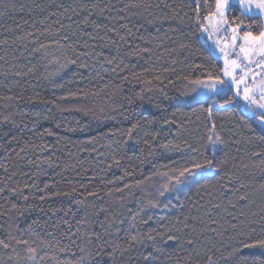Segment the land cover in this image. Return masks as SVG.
<instances>
[{
    "label": "snow or ice",
    "instance_id": "1",
    "mask_svg": "<svg viewBox=\"0 0 264 264\" xmlns=\"http://www.w3.org/2000/svg\"><path fill=\"white\" fill-rule=\"evenodd\" d=\"M192 2L194 14L188 16L187 13H184V16H188V21L195 26L194 30L206 34L207 40L211 41L214 48L219 51L223 60L222 68L216 69L205 64L191 63L188 56L180 59L186 51L191 50L192 32H185L180 26L184 23V17L174 8L171 16L164 13L163 19L178 20L180 23L175 27L170 26L167 30L156 27L155 36L151 34L148 36L141 35L139 40L142 41V45L128 41L127 37L135 36V32L127 24H121L120 28L108 24L99 25L90 19L93 13L88 11L82 20L76 22L77 31L86 26H91L97 33L103 31L105 36L108 33H114L119 41L128 44L127 49L121 53L120 48L117 47L115 55L104 56L91 50L85 41L84 48L89 50L78 52V45L72 42V36L75 33H70L71 25L66 26L58 20L56 23L60 27L50 44L75 53L76 58L64 56V62L61 63L59 58L53 56L51 62L57 64L58 68L51 73V76L60 75L69 64H77L79 61L81 68H92L95 71L99 65L104 72L120 76L121 81L126 84L135 82L140 85L139 90L130 89L126 93L124 84L106 83L103 85L102 91L112 89L110 92L105 91L110 104L102 103L99 106L79 104L63 107L56 100L33 99L32 102L51 103L61 113H80L99 121L115 119L114 116L110 115L112 112H120L126 120L134 119L135 122L131 123L126 132L121 129H109L106 133L92 136L85 142L93 145L92 151L97 153V157H105V153L95 145L100 144L103 139H109L110 142L107 145L100 144V148L110 150L105 157L110 161L107 164L109 169L112 167L121 168L122 161L126 158L131 159V157H127V152H134L138 147L134 140V133L141 127V120L146 121L149 125L156 123L155 119L148 120L147 117L137 116L135 110H132L130 115H124V113L132 109L137 101H143L146 93L158 92L164 100L171 99L166 91L169 86L175 89L180 97L190 98L196 104L207 103L208 99L220 95L225 89L232 91L233 95L230 98H225L220 107L231 105L235 98L239 97L246 108L253 113V118L259 124L264 125V0H214V6L211 8L208 7L207 0H192ZM161 4L164 8L171 7L164 3V0L156 5H153L151 0H129L122 8L118 9V13L132 9L148 11L153 7L160 8ZM202 6L207 9L205 15L201 14ZM12 7L14 9L15 5ZM23 7L21 5V11H23ZM36 7L40 8L41 11L44 10L43 5L37 4ZM60 7L63 8V5ZM77 8L84 10L87 9V5L78 4L76 8L69 6L64 8L63 14L68 20H72V15H68V13L79 15ZM93 8H99L100 15H103L105 11L110 12L112 10L111 5L101 7L99 4H95ZM233 9L238 10L239 15H232L230 18L229 12ZM2 14L0 13V15ZM51 15H56V13H51ZM256 17L260 18L259 24L256 22ZM115 19L125 20L127 17L117 15ZM245 19L251 23H245ZM41 23L43 24L44 21ZM148 23L153 24L155 21H148ZM254 25L259 28V31H253ZM120 29H124L126 34L121 35ZM7 31L12 32L13 30L8 28ZM51 31L50 25L42 31L37 30L39 36L49 34ZM37 32H25L16 36L12 44L19 42L26 47L25 42L30 41L38 45L32 51L40 53L42 58H47L51 55L50 44L39 43ZM169 32L173 33L175 38L170 36ZM105 36H97L96 38L104 40ZM107 38L113 44L117 43V41L112 40L111 36ZM8 43L7 39L0 41V45H8ZM81 56L83 60H80ZM127 58L142 60L145 67L137 71L136 64L125 62ZM17 60L18 58L14 53L5 52L4 55H0V62H2L0 63V76H3L6 81L9 76H26L35 67L33 66L24 72L17 68L15 63ZM89 60L92 61L91 64L88 63ZM104 65L110 67L104 68ZM96 75L99 76V73ZM88 78L90 79L91 75ZM13 86L15 85L11 81L3 85L9 91ZM59 87H63V85H59ZM98 95L100 92L89 93L81 89L80 92L69 91L58 99L65 101L87 100L89 96ZM224 95L226 96L227 92H224ZM13 99L22 98H14L0 93V100L6 101L2 105L4 108H14L11 104ZM216 103L217 101L213 99L212 104L198 110L199 114H197V110H193L191 114L180 113V116L184 117L183 120L179 118L177 112L173 111L170 117L162 118L160 130L144 132L143 144L149 149V154L154 155V145L159 141L161 131L170 132L171 128L168 126H175L177 135L166 143L159 144V147L169 153H180L179 161L169 159L168 163L154 166V170L150 174L145 175L141 172L139 174L141 178L134 179L132 182L127 181L128 178L136 175L135 170L125 169L122 176L107 182V184L115 185V187L107 188L105 185L106 191L105 188L87 191V185L82 184L80 187L84 188L85 192H80L76 187H71L70 191L57 190L52 192L50 196L41 195L39 197L41 201L53 197L70 198L69 204H74L76 208L73 210L71 206L67 208L50 207L54 217L63 213L56 220L43 222L45 227L57 230L47 233L52 237L51 239H43L35 231L33 226L40 223L38 219H33L23 230L20 229L19 224L9 225V227H14L16 231L28 233L29 238L23 239L10 232L6 238L0 239V248L11 249L7 262L0 259V264H20V260H23L25 264H42L45 259L51 260L54 264H160L162 257L171 260L172 256L176 254L174 251H169V245L187 252V255L181 258L187 264H220L221 260L224 261V264H264V182L260 183L258 190L255 189L240 174L241 169H248L250 165L244 163L243 160L237 162L236 157L230 156L227 152L220 159H216L214 155L213 158L209 159L203 151L205 144L200 143L195 138L194 131L189 127L191 123L199 121L203 116L208 122L205 127L210 133L207 136V145L227 144L228 141L223 134V126L221 125L218 131L217 124L213 119V104ZM156 107L159 109L160 105L157 104ZM14 114V112H9L8 115H3V122L15 125ZM192 117H195V120ZM48 118L45 117V119ZM241 120H244L243 116ZM76 123L79 125L80 121ZM57 127L60 125L57 124ZM249 127L251 126L249 125ZM70 130L88 131L89 125L85 123L79 129ZM53 134L51 129H47L45 133L38 135L42 138L43 135L51 136ZM114 137L115 139H113ZM120 137H126V139H120ZM257 139L264 140V135L258 136ZM12 140H16V137L13 136ZM12 140L9 141V144ZM232 143L239 145L241 140H233ZM36 147L41 153L49 150V146L45 143ZM0 148H5V145L0 144ZM28 150L31 149L22 147L16 156L22 160L24 157H21L20 153ZM139 151L143 153L144 148H140ZM239 151L241 149L237 148V152ZM251 157L258 158L259 163L253 166L259 168L260 172L264 174V149L252 152L249 159ZM136 158L140 159V157ZM98 162L104 163L103 160H98ZM28 163L39 169L41 164H47L51 167L54 162L50 158H45L43 160H29ZM230 164L231 166H229ZM69 167L71 165H67L65 170H68ZM161 169L166 170L161 171ZM4 173L5 176L0 177V184H4L13 196H20L25 205L12 203L9 208L0 206L2 209L0 216L11 217L13 214L23 216L25 212L35 206L27 203L30 196L25 195L19 186L11 187L6 183L16 175V172L9 174L8 167L5 165ZM206 173L211 175H205ZM39 174L38 171L36 175ZM198 174L200 175L199 180L196 179ZM213 180L214 183L211 182ZM201 181L204 182L201 183ZM193 183L196 185L195 199L193 196L185 195V200L191 205L187 214L182 212L169 219L167 224L163 223L165 217H159L157 220V223L160 224L159 229L152 228L145 232L138 227V225L147 224L153 219L151 215L147 214L149 210L167 209L174 206L171 199L165 202L166 196L178 193L182 186L191 190ZM49 187L48 184L44 185V189ZM24 188H38V185L26 183ZM134 190H138L140 193L137 196L135 211L127 208L124 197L125 192L135 196L136 191ZM3 191L4 188H0V193ZM101 192H104V195L108 197L119 193L120 197L117 203L121 208H127L130 214L128 228L123 230L124 235L119 239H108L113 234L112 229L116 223L115 220L109 219L107 215L103 220L99 218L110 211L111 204L105 207L103 202L99 205L94 202H87L88 197L103 201ZM257 196L261 201L259 214L245 211L256 202ZM77 197H83V199ZM174 198L178 206L184 209L185 201H182L179 195H175ZM5 199L7 200V197ZM89 207L95 209L94 213L91 214L95 215V220L90 217ZM41 211L44 209L41 208ZM113 215H119V213H113ZM257 215H259V220L256 219ZM69 216L72 217L71 220L67 218ZM123 223L124 221L120 220V224ZM121 231V228L116 227L117 234ZM206 233H211V235H206ZM63 240H66L67 243H63ZM18 245L24 246L25 255L21 256V252L16 247ZM135 245H139L142 250L136 255H132L131 250ZM42 249L51 250L52 255H41ZM202 251L203 256H201ZM56 252L66 253L68 256L61 259L55 254ZM126 253H128L127 256ZM181 259H178L176 264H181Z\"/></svg>",
    "mask_w": 264,
    "mask_h": 264
},
{
    "label": "trees",
    "instance_id": "2",
    "mask_svg": "<svg viewBox=\"0 0 264 264\" xmlns=\"http://www.w3.org/2000/svg\"><path fill=\"white\" fill-rule=\"evenodd\" d=\"M129 0H0V41L7 39L9 41L8 45H0V55H4L5 52L14 53L18 60L15 62L17 68L27 72L29 68H33V71L23 77H13L9 76L7 81L3 76H0V93L12 96L21 97L22 99H13L11 104L14 108H4L2 107L6 101L0 100V144H4L5 148H0V177H4V166L6 165L9 170V174L16 172L11 180L6 181L11 187L19 186L25 195H29L30 199L28 204L34 205L35 207L25 212L23 216H18L13 214L10 216H0V239L7 237L8 233L17 235L20 238L28 239L29 235L26 232L16 231L14 227H9V225L19 224L20 229L23 230L27 228L28 224L31 223L33 219H38L40 223L34 225V229L39 233L40 237L43 239H51L52 237L47 235V233L56 232V229L51 227H45L44 221L51 222L56 220L63 213H59L58 216H52L50 211L51 208H67L71 206L75 210L76 206L74 204H69V199L66 197H53L51 199L41 201L39 197L41 195L50 196L52 192L59 191H70L71 187H76L78 191L85 192L84 188L80 185H87V191H93L97 188H107L115 187V185L107 184L108 181L116 180L119 176L123 175L125 169L129 171L135 170L136 175L134 177L128 178L127 182H132L134 179H140L139 175L141 172L145 175L150 174L154 170V166H158L161 163H168V160L173 161L180 160V153L176 152H166L163 148L159 147V144L166 143L168 140L173 139L177 135V130L175 126H168L171 131H161V137L159 141L154 145V155L149 154V149L144 146L143 139L145 131H155L160 130L162 118L170 117L173 111L177 112L181 120L184 119L180 116V113L191 114L193 110H197L199 114V109L207 107L208 104H212V100H216L217 103L213 104V112L215 123L217 124V130H220V126H223V134L225 139L228 141L227 144H217L215 146L207 145V136L210 134L209 130L205 125L208 123L203 116L199 121L191 123L189 127L194 131L195 138L200 141V143L205 144L203 149L204 154L209 158L216 159L224 157L225 153H229L230 156L236 157L237 162L243 160L244 163H248L250 167L248 169H241V176L247 180L255 189H259L260 183L264 182V174H262L259 168L254 167V164H258L259 160L256 157L249 156L252 152L260 151L264 149V140L257 139L258 136L264 135V125L259 124L254 118L253 113L248 111L247 108L240 102L238 98H235L231 105H226L221 108L220 104H223L225 98H230L233 93L225 89L220 95L213 96L212 99H208L207 103L196 104L191 101L190 98L180 97L179 93L169 86L166 91L171 97L169 100H164L160 93H146L143 101H137L136 105L132 106V109L125 112L124 115L132 114V110H135L137 116L147 117L148 120L155 119L156 123L149 125L146 121L141 120V127L137 129L134 133V140L137 143V149L132 152H127V157L122 161L121 168H108L107 164L110 162L105 157L110 151L107 148H100V144L107 145L110 141L109 139H103L100 144L95 146L99 148L100 151L105 153V157H97V153L92 151L93 145L85 143L92 136L98 134L106 133L109 129H121L127 131L134 123V119L126 120L120 112H112L111 116L115 119H106L103 121L95 120L91 116H83L80 113L75 112H63L61 113L55 106L51 103H39L32 102L33 99L37 100H56L63 107H71L79 104H88L89 106H99L102 103H109L110 101L105 95V91L110 92L112 89L103 90V85L108 84H124V91L127 93L130 89L136 91L139 90L140 85L132 82L131 84H126L121 81L120 76L112 73L104 72L103 68L97 65L95 71L92 68H81L79 67V61L77 64H69L66 69H64L60 75L51 76V73L56 71L58 65L52 63L53 56L59 58L61 63L64 62V56H69L76 58V54L71 51H65L63 49L57 48L55 45H51L50 41L54 38V34L59 29L60 25L56 21L62 22L64 25H71L70 33H75L72 36V42L78 45L77 51H87L89 49L84 48V42L90 46L91 50L101 53L104 56H112L116 54L117 47L120 48L121 53L127 49L128 44L119 41L118 37L114 33H108L105 36L103 31L97 33L93 30L91 26H86L83 29L77 31L76 22H79L87 15L88 11H92L93 15L90 19L94 20L99 25L108 24L109 26H115L120 28L121 24H127L129 28H132L135 32V36H128L127 39L131 43L141 44L142 41L139 40L141 35L152 36L156 35V27H162L164 30L169 29L170 26L175 27L180 22L178 20L163 19V14L168 13L171 16L172 9L180 12V15L184 17V23L180 26L185 32H192L191 36V50L186 51L180 59H184V56L189 57V62L194 64H205L213 66L216 69L223 67L220 57L213 49V44L211 41L207 40L206 34L195 31V26L188 21V16H192L194 4L192 0H164L171 7L164 8L161 4L160 8L153 7L148 11L132 9L131 11H125L123 13H118V9L122 8L125 3ZM153 5L161 3V0H151ZM208 7L214 6V0H207ZM40 4L44 6V10L41 11L36 5ZM87 5V9L77 8L79 15H73L71 12L68 15H72V20H68L63 14L64 8L69 6L76 8L77 5ZM99 4L101 7L106 5H111L112 10L105 11L103 15H100V9L93 8V5ZM13 5L15 8L13 9ZM21 5H23V11L20 10ZM63 5V8L60 7ZM51 13H56V15H51ZM136 13V14H133ZM151 13V14H149ZM187 13L188 16H184ZM201 14H207V9L202 6ZM117 15L126 16L125 20H117L115 17ZM232 15H239V11L233 9L229 12V17ZM256 22L259 24L260 18L256 17ZM41 21H44L42 24ZM148 21H155V23L150 24ZM245 23H251L248 19H245ZM51 26V33L44 36H39L37 30L42 31L46 26ZM11 28L13 31H7ZM139 29V31H137ZM253 31H259V28L254 25ZM25 32H37L38 42L50 44L51 55L47 58H42L40 53L33 52V48L38 46L30 41H26V47L21 45L19 42L12 44L13 39L16 36L22 35ZM120 34L125 35V30L120 29ZM163 34V33H161ZM170 36L175 38V35L171 32L168 33ZM97 36H105L104 40L96 38ZM111 36L112 40L117 41L113 44L107 37ZM107 45V46H105ZM174 46V45H173ZM211 53V54H210ZM83 60V57H80ZM126 63H134L137 65L136 70L139 71L141 68L145 67L144 61L137 60L135 58H127ZM2 63V62H0ZM89 64L92 63L91 60L88 61ZM109 65H104V68H109ZM99 73V76L96 75ZM91 75V78L88 77ZM48 77V78H46ZM100 77H103L102 79ZM13 82L15 86L11 88V91L4 88L3 85L7 82ZM63 85V87H59ZM100 92L98 96H89L87 100H59L60 96L66 95L69 91L71 92ZM227 92V95H224ZM38 94V96H37ZM211 95V94H207ZM206 98V97H205ZM159 104L158 109L156 105ZM142 105V107H141ZM118 107V105H117ZM9 112H14L13 119L16 124L4 123L2 120L3 115H8ZM49 117L45 119V117ZM244 120H241V117ZM195 120V117H192ZM80 121L78 125L76 122ZM87 123L89 125L88 131H71L70 129H79L80 126ZM57 124L60 127H57ZM249 125L251 127H249ZM47 129H51L54 133L51 136L43 135L41 138L40 133H45ZM15 136L16 140H12ZM243 138V139H242ZM115 139V137L113 138ZM120 139H126V137H120ZM12 142L9 144V141ZM233 140H241L239 145L232 143ZM45 143L49 146V150L41 153L37 145ZM31 149L27 152H21L20 156L24 159H19L16 156L17 152H20V148ZM140 148H144V152L139 151ZM237 148L241 151L237 152ZM86 149V150H85ZM246 150V151H245ZM11 153V155H9ZM71 154V155H70ZM136 157H140L137 159ZM45 158H50L53 160V166H48L47 164H41L40 168L37 169L33 164L28 163L29 160H43ZM98 160H103L104 163H99ZM143 161V163H142ZM67 165H71L68 170H65ZM231 166V164L229 165ZM166 169H161L165 171ZM40 172L37 176L36 173ZM249 173V175H246ZM205 175H211L206 173ZM197 180L200 179V175L196 177ZM204 181H201L203 183ZM211 182H215L214 180ZM38 185V188H24L25 184ZM48 184L50 187L44 189V185ZM122 186V185H121ZM0 188H4V191L0 193V206L3 208H9L12 203L18 205H25V202L20 198V196H13L5 187L4 184H0ZM196 185L193 183L191 185V190L189 188L182 186L180 191L175 194L166 196L165 202L168 199L172 200L173 207L167 209H152L148 211V215L153 217L147 224L138 225L142 231H148L152 228H160V224L157 223L159 217L163 216L166 219L163 221L164 224L168 223V220L181 214L182 212L187 214V210L191 205L185 200V195L193 196L195 199ZM43 189V191H41ZM106 191V188H105ZM136 195H129L125 192V203L127 208L133 209L135 211L137 206V196L140 195L138 190ZM175 195H179L182 201H185V208L181 209L176 199ZM103 201L96 200L94 197H88L87 202H94L96 205L104 203L105 207L111 204V209L108 213L101 215L99 218L103 220L105 215L109 219L115 220V225L112 229V236L108 239H119L124 235L123 230L128 228L130 221V214L127 208H121L117 201L119 200L120 194L116 193L112 197L104 195ZM7 197V200L5 199ZM78 199H83V197H77ZM41 208L44 211H41ZM261 208V201L259 196L256 198V202L250 206L249 209L245 211L256 212L259 214ZM2 210V209H0ZM95 209L89 207L88 212L92 220H95L94 213ZM113 213H119V215H113ZM72 219L71 216L67 217ZM259 220V215L256 217ZM120 220L124 223L120 224ZM74 223V222H73ZM116 227L122 229V231L117 234ZM75 230V229H73ZM206 235H211V233H206ZM34 238V237H33ZM226 239V237H225ZM67 243L66 240L62 241ZM21 252V256L25 255L23 252V245L16 246ZM168 249L170 252L174 251L176 254L172 256L171 260L167 257H162L160 264H176L178 259H181L187 255L184 250L176 249L175 246L169 245ZM139 245H135L131 250L132 255H136L141 251ZM223 251V248H222ZM11 254V249L0 248V259L7 262L8 255ZM41 255L47 254L52 255L51 250L42 249ZM61 259L66 258L68 254L66 253H55ZM126 256L128 253L125 254ZM220 255V253H217ZM203 256V251L201 252ZM20 264H25L23 260H20ZM42 264H54L49 259H45ZM181 264H187L186 261L181 259ZM220 264H224V261H220Z\"/></svg>",
    "mask_w": 264,
    "mask_h": 264
},
{
    "label": "rangeland",
    "instance_id": "3",
    "mask_svg": "<svg viewBox=\"0 0 264 264\" xmlns=\"http://www.w3.org/2000/svg\"><path fill=\"white\" fill-rule=\"evenodd\" d=\"M213 49H214V51L218 54V56L220 57V59H221V62H222V64H223V60H222V58H221V56H220V53H219V51L218 50H216L215 48H214V46H213ZM239 100H240V102L245 106V104H244V102L239 98V97H237ZM246 107V106H245ZM248 110V109H247ZM249 111V110H248Z\"/></svg>",
    "mask_w": 264,
    "mask_h": 264
}]
</instances>
